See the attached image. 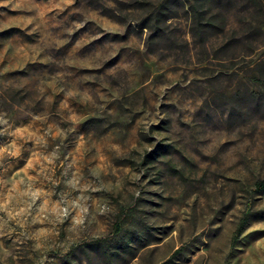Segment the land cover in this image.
<instances>
[{"label":"clouds","instance_id":"obj_1","mask_svg":"<svg viewBox=\"0 0 264 264\" xmlns=\"http://www.w3.org/2000/svg\"><path fill=\"white\" fill-rule=\"evenodd\" d=\"M0 264H264V0H0Z\"/></svg>","mask_w":264,"mask_h":264}]
</instances>
